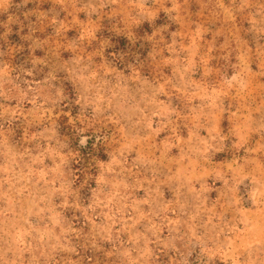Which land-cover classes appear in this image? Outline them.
Masks as SVG:
<instances>
[{
	"label": "rangeland",
	"instance_id": "rangeland-1",
	"mask_svg": "<svg viewBox=\"0 0 264 264\" xmlns=\"http://www.w3.org/2000/svg\"><path fill=\"white\" fill-rule=\"evenodd\" d=\"M0 264H264V0H0Z\"/></svg>",
	"mask_w": 264,
	"mask_h": 264
},
{
	"label": "trees",
	"instance_id": "trees-1",
	"mask_svg": "<svg viewBox=\"0 0 264 264\" xmlns=\"http://www.w3.org/2000/svg\"><path fill=\"white\" fill-rule=\"evenodd\" d=\"M141 40L132 41L125 36H115L112 39L113 46L108 48L109 56L121 67H124L129 70L132 66L138 67L139 63L143 60L145 56V52L140 44ZM142 59V60H141ZM91 142H89L90 144ZM94 149L93 152L88 151V149ZM83 156L85 158H80L77 160V164H75V168L77 169L76 175L79 178L78 180H82L84 175L88 172L93 173L96 169L95 160H106L107 153L104 148H101L100 152H97L96 148L90 144L89 147L85 150H81ZM92 158V159H91ZM87 159V160H85ZM91 159V160H90ZM92 161V162H91ZM91 162L92 167H89V163ZM93 181V180H92Z\"/></svg>",
	"mask_w": 264,
	"mask_h": 264
}]
</instances>
